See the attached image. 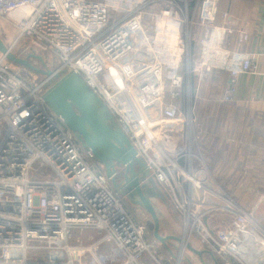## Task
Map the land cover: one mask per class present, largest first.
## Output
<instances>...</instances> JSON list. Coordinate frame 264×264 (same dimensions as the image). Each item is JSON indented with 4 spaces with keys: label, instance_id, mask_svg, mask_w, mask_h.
Returning a JSON list of instances; mask_svg holds the SVG:
<instances>
[{
    "label": "built area",
    "instance_id": "1",
    "mask_svg": "<svg viewBox=\"0 0 264 264\" xmlns=\"http://www.w3.org/2000/svg\"><path fill=\"white\" fill-rule=\"evenodd\" d=\"M219 1L0 0V17L14 32L11 52L27 45L23 55H46L51 71L79 74L101 99L179 212L184 236L196 235L232 264H264V227L221 190L208 189L210 173L193 165L199 159L191 152L186 90L181 100L195 30L215 22ZM224 29L239 43L248 40L243 29ZM210 72L202 64L200 79ZM248 73H256L253 56L231 71L223 102ZM47 85L20 77L0 55V264H180L149 242L146 224L131 216L90 151L45 105ZM203 209L234 219L212 230ZM72 230L89 231L88 244L73 241Z\"/></svg>",
    "mask_w": 264,
    "mask_h": 264
},
{
    "label": "rangeland",
    "instance_id": "2",
    "mask_svg": "<svg viewBox=\"0 0 264 264\" xmlns=\"http://www.w3.org/2000/svg\"><path fill=\"white\" fill-rule=\"evenodd\" d=\"M110 1L117 2V0ZM7 22H9L8 19L0 17V39L7 47H10L13 42L14 32L7 29V26H9ZM24 47L26 49L27 45L18 43L12 49V53L26 58L27 56L22 54ZM41 57L46 65L49 62L47 56L42 55ZM189 59L190 65H192L191 55ZM29 60L32 63L33 60ZM195 62L196 61H194V63ZM10 65L13 71L17 72L20 77L29 79L33 85L44 80L43 77L32 73L24 67L12 63H10ZM33 65L38 68L41 67V64L36 60ZM192 66L191 70H193ZM50 68L52 70L54 69L51 66H49V68L47 67L49 70ZM181 69L183 73H185L184 60L182 61ZM190 75L191 94L188 99H190L191 103L190 112L194 118L191 152L199 159L197 161L194 160L193 165L197 168H202L201 164H203L210 173L212 178L210 177L211 179H207L205 184L208 189L211 191L214 190V192L221 190L226 197L232 199L245 211L253 212L254 219L264 227V119L262 118L263 121H260V128L257 131L253 128L254 122L257 121L251 119L249 132L245 131L246 134H243L245 130L243 124L236 120L237 114L232 113L234 107L230 105L229 107L231 109L229 110L226 106L228 104L222 101V95L225 90L221 92L222 80L220 78L214 79L209 85L207 79L209 76H204L200 79L199 73L193 71ZM207 84L209 85L208 88H206ZM166 97H169V89L166 90ZM105 114H108V112ZM245 127L248 129L247 125ZM82 149L85 150L83 147ZM98 166L101 171H104V167L101 163L98 164ZM38 169L39 165L36 163L34 165V170ZM116 170L118 173L122 172V168L118 166H116ZM34 174L35 171H32L30 178H32ZM202 179L204 178L202 177ZM197 195L198 197H202L200 191ZM205 196V200L209 203L214 202L216 205L224 206L222 201L217 200L216 197L213 200L210 195L206 194ZM120 198L127 211L137 222L145 223L146 226H150L148 216L141 210L139 205L133 204L122 197ZM155 204L164 214L166 213L167 216L165 215V217L168 219V222L170 220L171 223V226L169 223L166 228L163 226L161 227L162 233L170 229L174 232L177 230L178 236L180 235L179 238L183 237V239H186V242L193 248L197 250L202 247L205 248V245L199 241L196 235L189 236L187 233L186 236H183L184 232L180 214L177 210L178 214L174 211L173 207V210L170 206L167 207L168 210H164L162 207L158 206L159 204L157 202H155ZM202 211L206 217H208L206 218L207 220H205L206 226L212 230L215 228H224L226 225L230 224V220L234 219L232 214L222 212L221 209L214 211L203 209ZM175 215L178 217L177 219H175ZM88 235H90L89 231L80 234L78 230H72L73 241L81 238L85 244H88ZM151 237V233L147 231V239L149 242H153L156 245L157 251L164 258L169 259L164 249ZM174 253L178 254L176 251H174ZM183 254L192 264H211L210 257L204 256L200 258L191 254L186 249ZM196 257L198 259H196ZM215 257L217 258V256ZM217 261L220 264H232L228 259L217 258ZM180 264L186 263L180 261Z\"/></svg>",
    "mask_w": 264,
    "mask_h": 264
},
{
    "label": "water",
    "instance_id": "3",
    "mask_svg": "<svg viewBox=\"0 0 264 264\" xmlns=\"http://www.w3.org/2000/svg\"><path fill=\"white\" fill-rule=\"evenodd\" d=\"M0 55L6 61L24 67L47 81L48 85L42 94L45 105L74 133L81 147L90 151L94 161L103 165L105 176L112 185L115 194L139 205L149 218L150 226L148 225L147 229L151 233V238L169 254L173 261L192 264L183 254L186 249L197 257H210L211 264H220L205 248L197 250L189 245L183 237L161 235V219L157 207L151 200L155 198L165 204L171 205V203L158 188L147 166L138 156L132 143L118 126L107 107L87 87L79 74L73 71H51L47 69L43 59L37 55L20 58L12 53L1 39ZM29 59H35L41 64V67H35ZM187 65L189 68V58ZM190 76L187 73L186 93L188 98L191 94ZM107 112L108 114H105ZM116 166L122 168L121 173L117 172ZM119 175H121V179L117 180ZM171 241L178 245L176 248L178 254L173 253L170 249ZM184 241L185 246H183ZM179 253H181L180 258Z\"/></svg>",
    "mask_w": 264,
    "mask_h": 264
},
{
    "label": "crops",
    "instance_id": "4",
    "mask_svg": "<svg viewBox=\"0 0 264 264\" xmlns=\"http://www.w3.org/2000/svg\"><path fill=\"white\" fill-rule=\"evenodd\" d=\"M223 13L228 15L226 21L223 19ZM176 25L172 21H160L159 23L160 27L166 28L175 27ZM225 26L245 30L248 35V40L239 43L238 35L226 34ZM205 30H208L207 34H205ZM193 41L197 46L196 62L192 64L193 72H198L202 64L210 67L212 71L207 78L209 85L213 82V77L219 78L220 75L218 72L221 71L224 74H221L220 78L224 79L225 77V81L226 79L228 81L225 87L226 89L229 85L231 71L239 70L242 63L249 57L253 56L255 58L256 73L241 74L238 76L236 92L232 101L227 103L228 105L226 106L229 110L231 109L229 107L230 105L234 107L232 109L233 111H231L237 114L236 120L243 124L245 129H243V134H246L245 131L249 132L251 119L257 121L253 124L254 130H259L260 121L264 119V0H220L215 22L205 27V29L204 27H197ZM209 85L207 84L206 88ZM246 125L248 129H246ZM157 186L164 193L158 184ZM167 200L169 201L168 198ZM151 201L156 207L155 202H157L159 204L158 206L164 210H168V206L173 207L172 204H165L160 199L152 198ZM157 209L161 219V227L166 228L170 220L168 222V219L165 217L166 213L164 214L159 207ZM173 209L177 213L174 207ZM177 218L175 215V219ZM160 233L161 235L180 236H178L177 230L174 232L171 229L163 233L160 230ZM176 248H178V245L171 241L170 249L173 253L174 251L177 252ZM165 253L171 262H176L171 259L166 251ZM196 259L198 258L196 257Z\"/></svg>",
    "mask_w": 264,
    "mask_h": 264
},
{
    "label": "trees",
    "instance_id": "5",
    "mask_svg": "<svg viewBox=\"0 0 264 264\" xmlns=\"http://www.w3.org/2000/svg\"><path fill=\"white\" fill-rule=\"evenodd\" d=\"M196 43L192 40L191 41V51H190V54H191V62H192V64H193V62L195 61V59H196ZM218 74L221 76V74H224V72H221V71H219L218 72ZM218 75V76H219ZM215 76H217V75H215ZM220 76H219V78H220ZM216 80L217 79V77H213V80ZM221 79V78H220ZM211 80H212V77H211ZM222 80V89H221V92L225 89V87L227 86V84H228V81H227V79H226V81H225V77H224V79H221ZM185 80H183V82H182V88H181V93H182V97H181V100H182V102L184 103V101H185ZM121 179V175H119L118 176V178H117V180H120ZM167 197V196H166Z\"/></svg>",
    "mask_w": 264,
    "mask_h": 264
},
{
    "label": "bare ground",
    "instance_id": "6",
    "mask_svg": "<svg viewBox=\"0 0 264 264\" xmlns=\"http://www.w3.org/2000/svg\"><path fill=\"white\" fill-rule=\"evenodd\" d=\"M184 236V235H183ZM186 236V235H185ZM186 240V239H185ZM183 246H185V241L183 242ZM205 248H206V250L207 251H209V253L211 254V256H213L214 254L210 251V249L209 248H207L206 246H205Z\"/></svg>",
    "mask_w": 264,
    "mask_h": 264
}]
</instances>
